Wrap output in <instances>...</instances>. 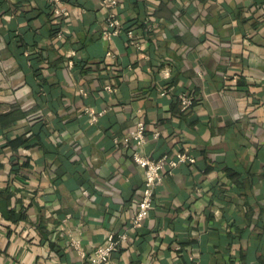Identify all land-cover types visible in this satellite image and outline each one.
Listing matches in <instances>:
<instances>
[{"label": "crops", "instance_id": "1", "mask_svg": "<svg viewBox=\"0 0 264 264\" xmlns=\"http://www.w3.org/2000/svg\"><path fill=\"white\" fill-rule=\"evenodd\" d=\"M61 1L0 0V264H86L123 230L109 264H264V4L118 0L104 39L99 0ZM137 120L144 154L195 161L134 228L143 173L114 139Z\"/></svg>", "mask_w": 264, "mask_h": 264}, {"label": "built area", "instance_id": "2", "mask_svg": "<svg viewBox=\"0 0 264 264\" xmlns=\"http://www.w3.org/2000/svg\"><path fill=\"white\" fill-rule=\"evenodd\" d=\"M100 4L106 9V16L103 20L104 29L101 31V36L104 39H110L117 36L122 30L123 26L120 22L116 7L118 0H99ZM51 5V13L57 19H63L68 15V8L61 0H49ZM130 43L136 48H141L139 37L135 36L131 29L125 31ZM63 30L60 28L56 31L57 37H62ZM107 88H109L107 86ZM181 110L184 111L190 107L193 98L191 96H179ZM88 115V120L94 122L102 114L103 110H92L85 108ZM154 132L153 136H157ZM145 124L142 120H137L134 128L126 135L115 138L116 144L133 145V152L131 158L133 162L142 169L143 181L141 192L137 200L136 210L131 217L130 224L132 227L139 225L148 215L151 209L154 195V187L160 184L163 179L164 168H172L179 164H192L195 159L193 156L184 153L176 152L173 157L162 155L158 158H151L141 151L142 145L145 143ZM129 238V233L125 230L121 232L108 233L104 241L95 247L88 258L87 264H109L112 254L120 248ZM191 264H200L199 261H193Z\"/></svg>", "mask_w": 264, "mask_h": 264}, {"label": "trees", "instance_id": "3", "mask_svg": "<svg viewBox=\"0 0 264 264\" xmlns=\"http://www.w3.org/2000/svg\"><path fill=\"white\" fill-rule=\"evenodd\" d=\"M257 1L261 2L262 5L264 4V0H257ZM57 28H58V25L52 24L51 29H50V34L54 35L57 31Z\"/></svg>", "mask_w": 264, "mask_h": 264}, {"label": "rangeland", "instance_id": "4", "mask_svg": "<svg viewBox=\"0 0 264 264\" xmlns=\"http://www.w3.org/2000/svg\"><path fill=\"white\" fill-rule=\"evenodd\" d=\"M87 264V263H86Z\"/></svg>", "mask_w": 264, "mask_h": 264}]
</instances>
